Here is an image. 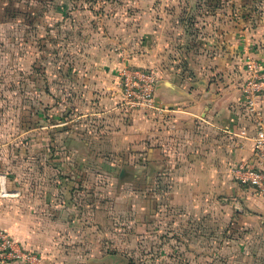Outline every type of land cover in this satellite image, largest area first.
<instances>
[{"label": "rangeland", "instance_id": "rangeland-1", "mask_svg": "<svg viewBox=\"0 0 264 264\" xmlns=\"http://www.w3.org/2000/svg\"><path fill=\"white\" fill-rule=\"evenodd\" d=\"M262 25L264 0H0V264H232V174H149L98 111L125 72L232 80Z\"/></svg>", "mask_w": 264, "mask_h": 264}, {"label": "crops", "instance_id": "crops-1", "mask_svg": "<svg viewBox=\"0 0 264 264\" xmlns=\"http://www.w3.org/2000/svg\"><path fill=\"white\" fill-rule=\"evenodd\" d=\"M246 58L264 67V25L232 36V80L224 84L210 81L213 73L206 68L163 79L154 92V106L137 110L119 101L115 82L116 97L108 92L98 111L104 117L99 131L104 134L99 138L105 135L111 147L132 149L137 160L147 162L149 174H187L188 187L215 188L220 174H232V226L240 228L232 235V246L241 250L239 254L232 251V264H238L242 256L244 264H264V256L253 247L264 243V194L241 179V167L250 161L256 133L254 121L241 104ZM261 105L264 112V98ZM248 256L257 261L250 263Z\"/></svg>", "mask_w": 264, "mask_h": 264}, {"label": "built area", "instance_id": "built-area-1", "mask_svg": "<svg viewBox=\"0 0 264 264\" xmlns=\"http://www.w3.org/2000/svg\"><path fill=\"white\" fill-rule=\"evenodd\" d=\"M246 76L241 85V104L255 125V139L250 161L241 167L242 183L264 194V67L256 59H248ZM156 77L152 72L136 70L132 75L125 72L122 82V101L132 109H149L154 106ZM10 243L9 239H6ZM10 245V244H9Z\"/></svg>", "mask_w": 264, "mask_h": 264}]
</instances>
